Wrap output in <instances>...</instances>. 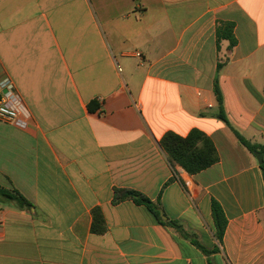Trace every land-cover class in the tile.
Returning a JSON list of instances; mask_svg holds the SVG:
<instances>
[{"label":"crops","instance_id":"1","mask_svg":"<svg viewBox=\"0 0 264 264\" xmlns=\"http://www.w3.org/2000/svg\"><path fill=\"white\" fill-rule=\"evenodd\" d=\"M4 78L30 116L23 129L0 120V186L32 207L0 201V264H264V0H0ZM194 130L219 161L190 175L161 140ZM116 189L191 238L132 200L114 205Z\"/></svg>","mask_w":264,"mask_h":264},{"label":"trees","instance_id":"2","mask_svg":"<svg viewBox=\"0 0 264 264\" xmlns=\"http://www.w3.org/2000/svg\"><path fill=\"white\" fill-rule=\"evenodd\" d=\"M221 40H228L230 48H233L237 44V40L234 35V25L232 23H220L217 28V41L218 44ZM220 66H218V69ZM215 94L219 103L220 114L219 118L226 122H229L225 116L223 108L222 93L215 83ZM100 109V104L94 100L88 105V110L92 113L97 112ZM240 143L245 146L250 152L256 153L258 147L252 145L245 140L238 132L234 131ZM161 147L166 153L168 160L173 166H180L188 174L196 175L219 161L218 152L212 143V141L202 132L194 130L187 137H181L172 132L167 133L161 140ZM126 200H132L136 205L144 206L165 226L173 228L181 237L190 239L191 236L184 231L183 227L175 221L164 222L161 220L160 208L155 205L150 199L143 194L133 190H118L114 191L113 204L117 205ZM0 201L13 203L19 209H28L32 207V204L17 190H9L0 186ZM94 224L93 231L99 234L105 232L106 228L101 227L100 224L104 223L101 212L99 210L94 211ZM212 218L215 227V237L219 244H222L225 229L227 225L226 216L220 204L216 201L212 202ZM192 240V239H191ZM194 244L206 255L210 254V251L206 250L198 242L192 240Z\"/></svg>","mask_w":264,"mask_h":264},{"label":"built area","instance_id":"3","mask_svg":"<svg viewBox=\"0 0 264 264\" xmlns=\"http://www.w3.org/2000/svg\"><path fill=\"white\" fill-rule=\"evenodd\" d=\"M29 112L9 78L0 81V120L25 128Z\"/></svg>","mask_w":264,"mask_h":264},{"label":"water","instance_id":"4","mask_svg":"<svg viewBox=\"0 0 264 264\" xmlns=\"http://www.w3.org/2000/svg\"><path fill=\"white\" fill-rule=\"evenodd\" d=\"M255 155H256V157H257V159H258L260 165H262V164H263L262 155H261L260 153H256ZM161 218H162L164 221H167V220H168L163 214H161Z\"/></svg>","mask_w":264,"mask_h":264}]
</instances>
